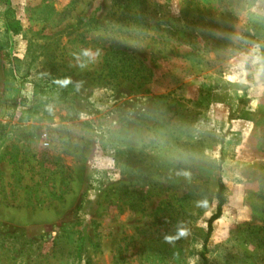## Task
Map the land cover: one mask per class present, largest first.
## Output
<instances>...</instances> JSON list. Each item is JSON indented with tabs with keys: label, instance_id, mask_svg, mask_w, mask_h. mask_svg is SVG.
Masks as SVG:
<instances>
[{
	"label": "rangeland",
	"instance_id": "1",
	"mask_svg": "<svg viewBox=\"0 0 264 264\" xmlns=\"http://www.w3.org/2000/svg\"><path fill=\"white\" fill-rule=\"evenodd\" d=\"M221 182L264 264V0H0V264H199Z\"/></svg>",
	"mask_w": 264,
	"mask_h": 264
},
{
	"label": "trees",
	"instance_id": "2",
	"mask_svg": "<svg viewBox=\"0 0 264 264\" xmlns=\"http://www.w3.org/2000/svg\"><path fill=\"white\" fill-rule=\"evenodd\" d=\"M119 1L123 4L131 5V6H138V5H142L147 0H119ZM10 12H11V10L8 9L7 12L5 13L6 27L9 30H11L13 33H18L21 30V23ZM137 16L140 17V13H138ZM4 57H5V59L9 60V54L7 52L4 53ZM224 191H225V185H224V183L221 182L220 186H219V190H218L219 203L217 206V211L210 217V219L208 221L207 236H206L205 243H204V249L205 250L201 254L203 262H201L199 264H206V259H207L206 253L208 252L207 243H208V240H209V238L212 234V231H213V223H214V221H216L217 219H219L221 217L222 211H223V206L226 202V199L224 196Z\"/></svg>",
	"mask_w": 264,
	"mask_h": 264
},
{
	"label": "clouds",
	"instance_id": "3",
	"mask_svg": "<svg viewBox=\"0 0 264 264\" xmlns=\"http://www.w3.org/2000/svg\"><path fill=\"white\" fill-rule=\"evenodd\" d=\"M87 55V53H85ZM185 233H181V235H184ZM166 240L172 239L171 237H165Z\"/></svg>",
	"mask_w": 264,
	"mask_h": 264
}]
</instances>
